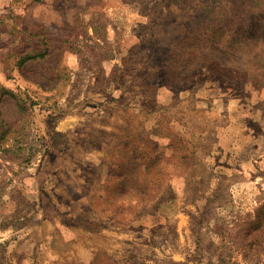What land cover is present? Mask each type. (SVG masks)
<instances>
[{
	"label": "rangeland",
	"instance_id": "374dc122",
	"mask_svg": "<svg viewBox=\"0 0 264 264\" xmlns=\"http://www.w3.org/2000/svg\"><path fill=\"white\" fill-rule=\"evenodd\" d=\"M172 1L0 0V264H264V0Z\"/></svg>",
	"mask_w": 264,
	"mask_h": 264
},
{
	"label": "trees",
	"instance_id": "16d2710c",
	"mask_svg": "<svg viewBox=\"0 0 264 264\" xmlns=\"http://www.w3.org/2000/svg\"><path fill=\"white\" fill-rule=\"evenodd\" d=\"M175 1V0H174ZM174 1H172V5H174ZM217 6H221V3L218 1L217 2ZM214 7V6H213ZM168 9L167 10H169V7H167ZM216 10V8L214 7V11ZM208 12V18H210L211 19V16H212V12L213 11H211V10H208L207 11ZM165 13H164V9L159 13V17H161V16H163ZM225 21V19H223V21L222 22H224ZM205 24V23H204ZM210 29L211 30H213L214 28H211L210 27ZM259 33L257 32L256 33V35H258ZM47 51H48V48H46V49H40V50H35L33 53H28L25 57H26V59H29V58H36V57H44L45 55H46V53H47Z\"/></svg>",
	"mask_w": 264,
	"mask_h": 264
}]
</instances>
